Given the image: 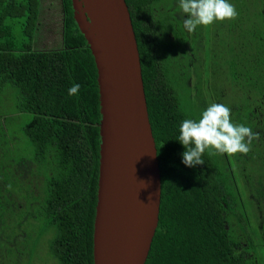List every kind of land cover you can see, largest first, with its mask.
Returning <instances> with one entry per match:
<instances>
[{
  "label": "trees",
  "instance_id": "1",
  "mask_svg": "<svg viewBox=\"0 0 264 264\" xmlns=\"http://www.w3.org/2000/svg\"><path fill=\"white\" fill-rule=\"evenodd\" d=\"M126 2L162 180L145 264H264V0H230L237 18L194 32L180 0ZM219 39L230 47L224 64ZM204 69L223 78L218 101L232 122L259 134L236 172L214 149L203 164L182 162L181 122L217 100L195 87ZM101 107L73 0H0V264H47L43 250L59 264H94Z\"/></svg>",
  "mask_w": 264,
  "mask_h": 264
},
{
  "label": "water",
  "instance_id": "2",
  "mask_svg": "<svg viewBox=\"0 0 264 264\" xmlns=\"http://www.w3.org/2000/svg\"><path fill=\"white\" fill-rule=\"evenodd\" d=\"M95 57L101 100L94 264H145L162 180L138 42L126 0H73Z\"/></svg>",
  "mask_w": 264,
  "mask_h": 264
},
{
  "label": "clouds",
  "instance_id": "3",
  "mask_svg": "<svg viewBox=\"0 0 264 264\" xmlns=\"http://www.w3.org/2000/svg\"><path fill=\"white\" fill-rule=\"evenodd\" d=\"M179 7L187 14L183 26L188 32H194L201 25L233 20L238 16L230 0H180ZM80 88V84H73L68 95H77ZM177 139L186 149L182 153V162L194 167L204 163L202 156L206 149L229 156L249 153L252 141L259 139V134L249 126L233 123L231 109L225 104L211 103L202 111L199 120L185 119L181 122Z\"/></svg>",
  "mask_w": 264,
  "mask_h": 264
},
{
  "label": "rangeland",
  "instance_id": "4",
  "mask_svg": "<svg viewBox=\"0 0 264 264\" xmlns=\"http://www.w3.org/2000/svg\"><path fill=\"white\" fill-rule=\"evenodd\" d=\"M223 40L222 39H219L218 41H216V43L217 44H219V49L218 50H220L221 49V51L222 50H226L225 51V53H219V56H218V59H217V62L218 63H220V64H224V59H223V55H225V54H229V49H230V47H228V46H225V45H223V44H221V42H222ZM208 42H203V45H204V48L200 51V55H201V57H203V55H205L204 54V49H206V47L208 46ZM220 52V51H219ZM205 59V58H204ZM207 61H209V59L207 60ZM218 72H220V71H218ZM220 74H222L221 72H220ZM198 77H200V83H197V84H195V87H199L203 92L202 93H205V92H208L209 90H211L214 94H215V97H216V95H217V91H220V89L222 88V86L224 85V81H222V79L223 78H221V75H216L215 73L213 74V73H208L205 69L203 70V72L201 71L200 73H199V75H198ZM225 86H228V85H225ZM201 96V95H200ZM226 99H224V101H229V103H230V98H228V97H225ZM214 103H224V102H222L221 100L220 101H218V95H217V100H216V102H214ZM258 147H260V146H257V147H255V145H254V148H255V150H257V148ZM264 148V147H263ZM229 156V155H228ZM230 163H231V167L233 168V170H235V172L237 171V169H236V167H237V164H238V161H239V157H238V155H237V153H236V157H234V155H231V156H229V160H228ZM237 163V164H236ZM241 185H242V187L244 188V182L243 181H241V183H240ZM249 207V209H250V211H251V213L253 214L252 215V218L253 219H255V221H256V212H255V210H254V208L252 207V206H248ZM256 224V223H255ZM262 234V233H261ZM253 237L255 238V239H257V240H259V234L258 233H254L253 234ZM43 249H46L45 247H43ZM44 251V255L46 256V258L48 259V261H47V264H59L50 254H49V252L47 251H45V250H43ZM42 254H43V252H42Z\"/></svg>",
  "mask_w": 264,
  "mask_h": 264
}]
</instances>
